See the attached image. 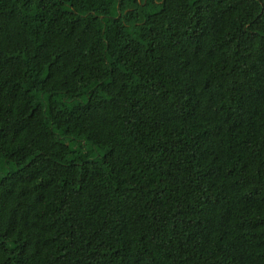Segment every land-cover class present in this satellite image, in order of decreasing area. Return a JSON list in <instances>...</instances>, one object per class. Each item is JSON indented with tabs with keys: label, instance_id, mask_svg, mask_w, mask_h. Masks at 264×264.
<instances>
[{
	"label": "trees",
	"instance_id": "16d2710c",
	"mask_svg": "<svg viewBox=\"0 0 264 264\" xmlns=\"http://www.w3.org/2000/svg\"><path fill=\"white\" fill-rule=\"evenodd\" d=\"M0 264H264V0H0Z\"/></svg>",
	"mask_w": 264,
	"mask_h": 264
},
{
	"label": "rangeland",
	"instance_id": "374dc122",
	"mask_svg": "<svg viewBox=\"0 0 264 264\" xmlns=\"http://www.w3.org/2000/svg\"><path fill=\"white\" fill-rule=\"evenodd\" d=\"M15 169V165L8 164L5 161L0 162V176Z\"/></svg>",
	"mask_w": 264,
	"mask_h": 264
}]
</instances>
